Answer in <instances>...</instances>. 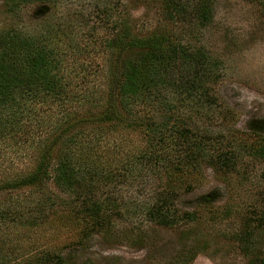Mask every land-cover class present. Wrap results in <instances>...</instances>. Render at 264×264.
<instances>
[{
	"label": "rangeland",
	"instance_id": "1",
	"mask_svg": "<svg viewBox=\"0 0 264 264\" xmlns=\"http://www.w3.org/2000/svg\"><path fill=\"white\" fill-rule=\"evenodd\" d=\"M106 1L116 6L112 22L102 14L100 0L31 4L16 15L5 13L0 6V29L17 26L28 34L52 30L55 37L52 44L61 55V75L68 84L69 101L66 104L74 111L80 102L73 96L79 98L86 93L99 101L96 109H104L107 105L115 73L112 72L114 58L103 42L114 32L116 20L126 19L138 36L148 35L161 25L158 9L152 5L144 7L141 0ZM183 26L176 24L173 29L176 32L184 30ZM202 32L197 44L216 61L219 76L210 83L207 103L181 107L180 111L186 128L207 142L213 139L210 144L231 155L234 146L238 149L237 142L249 137L246 133L249 126L264 119V3L215 0L213 20ZM40 106L46 109V114H52V119L47 120L41 130L31 122L27 125L30 137L25 134L17 141H0V181L25 174L33 168L35 157L40 153L39 145L22 143L30 144L29 140L34 137L36 141L37 135L38 142L47 139L57 109L54 106L50 109L43 105L37 107ZM137 109L141 111L136 117L138 120L148 116L141 106ZM30 126L35 127L31 129L33 133ZM100 132L90 144L95 151L92 159L100 160L105 166L112 164L111 169L122 170L116 171L115 181L99 184L95 193L99 198L116 203L118 215H114L111 232L103 235L88 233L87 238L79 242L80 226H70L65 211L58 207L66 204L67 196L62 195L57 200L61 202L57 207L43 213L38 228L0 222V242L11 260L43 248L59 250L63 256L71 250L75 262L89 264H245L233 234L239 229L247 208L264 202L260 163L245 156L235 165L230 162L227 168L219 164H201L198 172L186 168L189 173L184 177L189 181L198 178V181L192 183V188L184 182L174 196L173 205L179 211H197L199 219L193 224L159 226L149 222L144 213L165 187L167 176L159 166L155 167L159 174L157 170L131 166L132 158L148 146L142 132L110 127ZM126 162L130 164L126 171L131 170V175L123 171ZM59 195L53 182L49 181L43 188L0 193V208L8 209L11 205L28 210L36 199ZM193 246L201 251L192 261L177 260ZM262 248L264 250V239Z\"/></svg>",
	"mask_w": 264,
	"mask_h": 264
},
{
	"label": "trees",
	"instance_id": "2",
	"mask_svg": "<svg viewBox=\"0 0 264 264\" xmlns=\"http://www.w3.org/2000/svg\"><path fill=\"white\" fill-rule=\"evenodd\" d=\"M59 1L0 0V6L5 13L16 15L27 5H55ZM141 1L144 7L152 5L158 9L161 25L148 35L138 36L126 19L114 22L117 24L114 32L103 43L114 58L112 72L115 78L107 105L100 110L96 109L99 101L88 93L79 98L73 96L80 102L76 111L67 106L68 84L61 75V55L52 44L55 41L52 30L28 34L17 26L0 29V141H17L25 134L30 137L27 125L31 122L41 130L47 120L52 119V114H46V109L38 108V105L57 108L49 137L38 142L37 135L36 141L34 137L29 140L30 144L22 143L39 145L40 153L35 157L33 168L25 174L1 180L0 193L43 188L52 181L60 194L57 198L36 199L28 210L11 205L8 209L0 208V222L38 228L43 213L57 207L61 203L57 200L65 195L66 204L58 207L65 211L70 226H80L79 242L85 240L88 233L109 234L117 214L116 203L99 198L95 193L99 184L115 181L119 169H111L112 164L105 166L100 160L92 159L95 151L90 146L106 127L139 129L148 146L132 158L131 166L153 169V172L158 171L155 167L159 166L164 170L165 187L144 213L149 222L159 226L193 224L199 219L197 211H179L173 202L184 182L192 188V183L198 181V178L189 181L184 176L189 170L198 172L201 164H219L227 168L230 162L235 165L237 160L249 156L260 163L264 180V119L249 126L246 130L249 137L238 141V149L234 146L230 155L210 144L213 139L207 142L186 128L180 111L181 107L207 103L210 83L219 76L216 61L197 44L202 31L213 20L215 0ZM256 1L264 3V0ZM100 3L102 14L112 22L115 4L106 0H100ZM176 24L184 25V30L176 32L173 29ZM138 106L148 116L138 120L136 117L141 113ZM32 128L35 127L30 126L33 133ZM145 163L147 165H143ZM129 165L126 162L123 171ZM188 167L191 169L186 170ZM126 172L131 175V170ZM186 233L191 234L189 230ZM233 235L245 264H264L263 200L260 205L247 208ZM2 244L0 242V264H89L75 262L71 250L63 256L59 250L43 248L11 260L4 253ZM196 249V246L188 248L177 260L192 261L201 251Z\"/></svg>",
	"mask_w": 264,
	"mask_h": 264
}]
</instances>
